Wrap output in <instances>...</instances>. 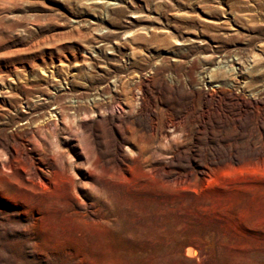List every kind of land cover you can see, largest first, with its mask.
I'll list each match as a JSON object with an SVG mask.
<instances>
[{"label":"rangeland","instance_id":"rangeland-1","mask_svg":"<svg viewBox=\"0 0 264 264\" xmlns=\"http://www.w3.org/2000/svg\"><path fill=\"white\" fill-rule=\"evenodd\" d=\"M0 264H264V0H0Z\"/></svg>","mask_w":264,"mask_h":264},{"label":"bare ground","instance_id":"bare-ground-1","mask_svg":"<svg viewBox=\"0 0 264 264\" xmlns=\"http://www.w3.org/2000/svg\"><path fill=\"white\" fill-rule=\"evenodd\" d=\"M185 255L187 257H191L195 255V251L191 247H186L185 249Z\"/></svg>","mask_w":264,"mask_h":264}]
</instances>
